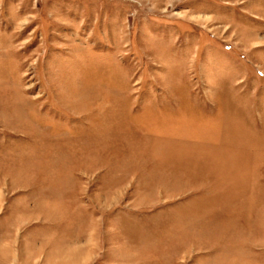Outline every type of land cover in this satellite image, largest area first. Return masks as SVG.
Wrapping results in <instances>:
<instances>
[{
	"label": "rangeland",
	"instance_id": "rangeland-1",
	"mask_svg": "<svg viewBox=\"0 0 264 264\" xmlns=\"http://www.w3.org/2000/svg\"><path fill=\"white\" fill-rule=\"evenodd\" d=\"M0 264H264V0H0Z\"/></svg>",
	"mask_w": 264,
	"mask_h": 264
}]
</instances>
